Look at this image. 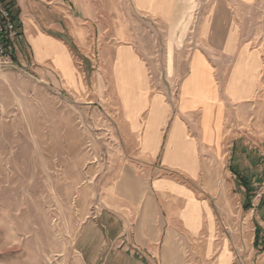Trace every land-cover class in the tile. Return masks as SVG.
Here are the masks:
<instances>
[{
	"label": "crops",
	"instance_id": "crops-1",
	"mask_svg": "<svg viewBox=\"0 0 264 264\" xmlns=\"http://www.w3.org/2000/svg\"><path fill=\"white\" fill-rule=\"evenodd\" d=\"M256 1H213L196 37L201 47L191 49L175 98L152 89L147 63L133 45L119 44L108 54L123 124L139 137V160L152 167L142 174L126 167L113 203L80 226L75 249L81 264L238 263L241 245L217 240L220 228L209 198L234 197L231 166L246 160L243 167H255L257 142L264 144V52L256 41L244 40L237 11ZM14 2L22 43L36 62H52L65 85L79 86L62 38L70 27L81 41L90 35L91 26L80 22L96 21L94 8L103 0ZM133 6L136 13L172 23L179 1L133 0ZM200 182L205 189L194 186Z\"/></svg>",
	"mask_w": 264,
	"mask_h": 264
},
{
	"label": "rangeland",
	"instance_id": "rangeland-1",
	"mask_svg": "<svg viewBox=\"0 0 264 264\" xmlns=\"http://www.w3.org/2000/svg\"><path fill=\"white\" fill-rule=\"evenodd\" d=\"M178 1L172 23L136 13L133 0H103L94 8L96 21L80 22L91 26L90 35L81 41L70 27L62 39L80 87L65 85L52 62L39 64L23 43L13 64L0 68V264H81L75 249L80 226L113 203L126 167L140 174L152 167L139 160V137L123 124L108 54L119 44L133 45L147 63L152 89L175 98L191 49L201 47L199 26L214 0ZM65 7L74 10L69 2ZM237 11L244 40L256 41L264 52V0ZM257 143L255 167H243L246 160L235 164L252 189V208L244 210L246 191L238 180L235 198L227 196L228 183L226 198H209L217 240L241 245L237 264H264V252L254 247L257 228L264 237V144ZM248 171L255 176L250 179Z\"/></svg>",
	"mask_w": 264,
	"mask_h": 264
},
{
	"label": "built area",
	"instance_id": "built-area-1",
	"mask_svg": "<svg viewBox=\"0 0 264 264\" xmlns=\"http://www.w3.org/2000/svg\"><path fill=\"white\" fill-rule=\"evenodd\" d=\"M14 0H0V68L12 65L18 45L22 44V29ZM257 194L256 199L261 200Z\"/></svg>",
	"mask_w": 264,
	"mask_h": 264
},
{
	"label": "trees",
	"instance_id": "trees-1",
	"mask_svg": "<svg viewBox=\"0 0 264 264\" xmlns=\"http://www.w3.org/2000/svg\"><path fill=\"white\" fill-rule=\"evenodd\" d=\"M231 172L233 173V175L236 176V180L239 181V183L241 184V187H243L246 191V202L244 205V210H250L252 208V203H251V199H252V189L249 186V182L246 180L245 177L241 176V174L235 169V167L230 168ZM264 222V219H263ZM254 247L255 249H258L262 252H264V237L260 238L259 236V228H257L256 230V237H255V242H254Z\"/></svg>",
	"mask_w": 264,
	"mask_h": 264
}]
</instances>
